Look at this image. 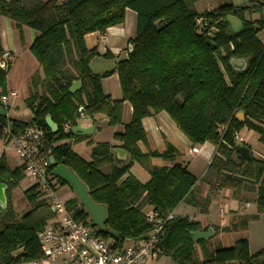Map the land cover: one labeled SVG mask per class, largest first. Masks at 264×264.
<instances>
[{"label":"trees","instance_id":"1","mask_svg":"<svg viewBox=\"0 0 264 264\" xmlns=\"http://www.w3.org/2000/svg\"><path fill=\"white\" fill-rule=\"evenodd\" d=\"M198 1L0 0V16L14 22L22 43L24 27L36 30L30 51L39 65L31 75L25 99L32 112L31 120L0 115V138H4V128L19 134L29 125L42 126L56 164L73 170L87 185L91 198L106 206L107 230L93 226L102 237H113L119 249L128 237L138 239L154 228L155 223L148 220L144 211L150 205L165 220L157 244L159 255L178 264H264V247L251 252L247 238L237 239L231 247L219 246L211 251L207 245L210 238L194 241L191 236L193 231L207 229L199 221L182 215L167 219L191 194L197 177L182 163L171 167L151 164V158L156 156L174 161L177 149L172 144L163 153H144L139 147V142L147 141L143 120L166 112L194 144L209 142L216 146L209 165L215 188H230L236 194L242 190L256 191L257 214L264 213V160L239 152L235 138L247 127L264 144V41L258 36L264 32V17H246L263 12L264 0H248L240 5L226 3L203 13L195 8ZM127 8L137 12V33L128 41V56L116 61L111 72L92 73L89 64L95 58L112 60L114 55L110 51L101 55L98 46L89 48L86 35L104 34L110 27L123 24ZM228 15L243 21L240 31L232 30ZM199 17L205 19V24H198ZM4 49L0 37V58ZM235 58L245 60V68L237 69L232 63ZM11 64L7 69L0 65L1 106H5L1 98L9 94L7 75ZM115 72L122 92L120 99H113L103 90V78ZM77 80L81 86L72 92ZM125 101L132 105V118L114 138L127 152V161L115 162V145L110 142L95 143L90 160L66 142L84 138L71 130L79 119V105L84 106L86 115L94 118L102 114L114 126L122 123ZM240 110L245 111L244 120L236 116ZM49 116L57 125L56 130L48 123ZM135 163L149 171L148 182H141L131 172ZM55 165H51V171ZM106 165H110L108 172L103 171ZM6 173L7 201L5 207L0 205V264L39 261L44 253L38 233L55 214L50 204L40 198L36 185L24 190L32 206L19 214L11 192L27 178L25 168H11L2 153L0 182ZM56 179L75 191L68 181L57 176ZM189 201L201 204V211L205 212L211 198L202 203ZM67 206L75 218L92 223L77 195L67 201ZM249 218L222 230L246 227Z\"/></svg>","mask_w":264,"mask_h":264},{"label":"crops","instance_id":"2","mask_svg":"<svg viewBox=\"0 0 264 264\" xmlns=\"http://www.w3.org/2000/svg\"><path fill=\"white\" fill-rule=\"evenodd\" d=\"M246 1L248 0H237V4H234L240 5ZM254 14L257 16L258 13H253L250 15L252 16ZM246 17L249 18V14H247ZM7 19L9 18L0 16V20L4 21L5 24H8ZM256 19L259 18H254V20ZM26 28L27 27L23 28L24 42L22 43L20 37L19 41L22 46L29 47L30 43L33 42L34 39H32L30 43L28 42L26 39V30L28 33L29 30ZM16 32H18V30L15 28L14 22L12 21L11 27L8 31H6V34H10L11 36L7 38H10L11 40L15 39ZM136 33L137 12L131 8H127L125 22L123 24L110 27L104 34H100L98 32L87 34L86 44L89 48L98 46V51L101 55L107 51H110L114 55V59L110 60L114 62V67H116V61L124 59L128 56V52L131 48L128 41L130 38L135 37ZM35 36L36 34H34L33 37L35 38ZM258 36L262 41H264V32H260ZM1 39L3 41L2 36ZM10 51L15 54L14 50ZM97 58L103 57L99 56ZM242 61L243 60L235 59L234 64L238 66L242 63ZM37 69H39V65ZM102 82L103 90L106 94H110L114 99H120L122 97L119 77L116 72L108 77L103 78ZM12 93H15V95ZM16 95L17 93L15 91H11L10 89L7 99L9 100L10 96ZM8 104L9 101H7L5 106H8ZM239 112L240 111H238L236 114L237 117L239 116ZM131 118L132 105L128 101L124 102L122 123L118 125H109L107 123V119L102 114H97L94 118L86 115L85 117L79 118L77 120V125L87 127L88 132L90 133L87 135H79L84 138L78 142H75L72 139H68L66 142H71L73 150L87 160L91 159V152L95 143L110 142L115 145L113 150L115 162L118 164L125 162L128 160L129 156L128 154L124 155L122 153L116 152L117 149L123 148L120 147L121 142L116 140L114 135L116 133H122L124 131L125 124L128 123ZM79 121L82 122L79 123ZM143 123L147 131V141L139 142V147L144 153L149 151H159L160 153H163L167 149L168 144H172L177 149V155L174 161L166 160L164 157L156 156L151 158V164L171 167L174 163H182L183 165H186L188 170L197 177V182L193 187L191 194L187 199L183 200L177 206V208H175L172 214L189 216L190 219L199 221L203 228L207 227L206 230L211 227L214 231L209 237L210 240H212L211 242H213L210 246L208 245L211 251H214L219 246L231 247L239 238L248 239L250 251L253 253L262 249L264 247V213L257 214L256 191L242 190L240 194H236L233 189L230 188H215V176L209 172V165L216 153V146L209 142L204 144H194L178 128L176 123L166 112L152 114L151 116L146 117L143 120ZM246 128L247 127L243 128L239 132V135H241L243 141L238 143L244 144L251 150L252 155L264 160V144L259 141V135L250 129L248 134H244ZM194 146L199 147V152L192 154L190 153V149ZM196 154L201 155L200 157L202 159L199 162H194L193 159L191 160V157L193 158L196 156ZM20 165H22V163ZM193 168H197L199 171L195 172ZM109 170L110 165L103 167V171L108 172ZM131 172L143 183L148 182L151 178L149 171L140 163H135L131 167ZM62 188L63 189L61 190L66 193L70 192L71 189L68 187V185H62ZM2 190L7 201L6 189ZM207 197L211 198V203L205 212L201 211V204H199L200 206L194 205L189 201L192 199L202 203ZM153 209L154 207L150 205L144 207V211L146 213L153 211ZM245 217H250L246 227L222 230L224 227H231L233 224L238 223L242 218ZM216 229L219 230L216 231ZM133 242V240H128V243H125V246L131 245ZM198 252L201 258L202 253L199 246ZM162 258H164V261H161L163 260ZM25 264L37 263L30 262ZM146 264L178 263L168 256L158 254L156 257L149 258Z\"/></svg>","mask_w":264,"mask_h":264},{"label":"built area","instance_id":"3","mask_svg":"<svg viewBox=\"0 0 264 264\" xmlns=\"http://www.w3.org/2000/svg\"><path fill=\"white\" fill-rule=\"evenodd\" d=\"M205 19L199 17V25L205 24ZM13 57L12 51L4 49L0 65L7 69ZM15 95V93H12ZM5 105L7 96L1 98ZM3 106V105H2ZM79 118L86 116L83 105L78 106ZM66 126V129H69ZM4 140L11 146L20 158L28 179L34 180L40 198L47 201L54 217L38 233V241L44 257L37 264H146L151 257L159 254L157 244L164 219L159 218L158 212L147 213L148 220L155 223L154 228L145 238L132 239L131 245L119 249L113 237L104 238L89 220H79L68 209L67 201L61 198L59 191L62 185L51 171L50 156L52 149L47 143L45 130L38 124L29 125L19 134H13L4 128ZM237 142H242L241 135L236 134ZM199 152L194 146L190 153ZM223 211V210H222ZM171 214L167 219L172 218Z\"/></svg>","mask_w":264,"mask_h":264},{"label":"rangeland","instance_id":"4","mask_svg":"<svg viewBox=\"0 0 264 264\" xmlns=\"http://www.w3.org/2000/svg\"><path fill=\"white\" fill-rule=\"evenodd\" d=\"M226 3L237 4V0H199L198 2H195V8L197 9L199 13H203L206 10H213L219 7L220 5H223ZM260 17H264V11L261 13H258L257 16H255V14L252 16L249 14V19L260 18ZM7 20H8V24H5L4 21L0 20V35L3 38L2 44L4 45L3 46L4 48L15 51V54L13 53V57L11 59V62H12L11 68L8 71V75H7V81H8L7 87H8V90L11 89V91H15L17 93L16 96L9 97V100H8L9 104L8 106L6 105L7 114H8L7 116L21 120V121L28 122L32 118V112L27 107L25 99L27 98L28 93H29V89L31 85V82H30L31 75L37 69L38 63L30 51V48H29L30 46L25 47L20 44L19 31L16 32L15 39L11 40L10 38H7V37H10L11 35L6 34V31H8L12 25V20H9V19ZM26 29L29 30V33L26 30V39L30 43L31 40L34 39L33 37L34 34L37 35V32L36 30L29 28V27H27ZM80 122L82 121H79V123ZM248 133H249V129L246 128V131L244 132V134H248ZM2 153H5L8 163L11 168H15L16 166H19L21 164L20 158H18V156L15 154L14 149L11 146H7L4 138H0V156ZM200 156H201L200 154L199 155L196 154V156H194L193 158L191 157V160L193 159L194 162L196 161L199 162L202 159ZM193 170L195 172L199 171V169L197 168H193ZM35 184L36 183L34 180L26 178L24 181L20 183V185H18V187L12 189L11 193H12L14 207L16 208L19 214L31 208L32 204L25 197L24 190ZM59 193L61 195V198L65 201H68L73 196L77 195L76 191H73L72 189H70V192L68 193L63 192L62 190H60ZM211 241L212 240H209L207 245L210 246L213 243ZM127 243L128 241H126V244ZM162 259L163 260L161 261H164V258Z\"/></svg>","mask_w":264,"mask_h":264},{"label":"water","instance_id":"5","mask_svg":"<svg viewBox=\"0 0 264 264\" xmlns=\"http://www.w3.org/2000/svg\"><path fill=\"white\" fill-rule=\"evenodd\" d=\"M10 1V0H6ZM228 21L231 23L233 30L239 31L243 26V21L239 19L238 17L234 15H228L227 17ZM89 68L94 74H101L104 72H111L115 69L114 62L111 60H107L104 58H95L90 64ZM81 86V81L77 80L73 83V86L71 88L72 92H75L79 87ZM177 101L183 105V101H181L180 98L177 99ZM0 115H7L6 109L4 106L0 105ZM239 120L245 119V111L241 110L239 112ZM48 123L53 128V130L57 129V125L53 122L52 118L49 116L47 117ZM74 134L78 135H87L90 132H88L87 127L82 125H76L72 127L71 129ZM237 150L242 152L243 154L247 155L248 157L252 156L251 150L246 147L244 144L240 143L237 145ZM117 153L127 154V152L124 149H117ZM50 163L52 165L56 164V160L53 155L50 156ZM53 174L57 177H60L66 181H68L74 188V190L77 193V196L79 199L83 202L85 205L88 213L90 214V217L92 219V224L97 226L100 230H107V226L105 224L106 217H107V208L103 204L96 203L89 194V189L87 185L77 176V174L68 168L64 164H56L53 168ZM9 173H6L5 176L2 178L0 182V205L2 207H5L6 205V197L3 194L2 189H6V183L8 181ZM213 229L210 227L206 231L198 230L191 232V236L194 241H197L198 239H208L213 234ZM147 234L142 235L138 239L145 238ZM128 240H132V238L128 237Z\"/></svg>","mask_w":264,"mask_h":264},{"label":"flooded vegetation","instance_id":"6","mask_svg":"<svg viewBox=\"0 0 264 264\" xmlns=\"http://www.w3.org/2000/svg\"><path fill=\"white\" fill-rule=\"evenodd\" d=\"M11 1V0H10ZM247 19H249V18H247ZM260 19V18H259ZM251 20H254V19H251ZM230 23V22H229ZM230 25H231V23H230ZM243 27V26H242ZM231 28H232V30H233V27H232V25H231ZM242 29V28H241ZM240 29V30H241ZM239 30V31H240ZM233 31H235V30H233ZM235 32H238V31H235ZM131 49V48H130ZM235 59H238V58H235ZM235 59H232V63H233V65L237 68V69H243V68H245V66H246V62H245V60H243V59H240V60H243L242 61V63L240 64V65H235L234 64V61H235ZM241 111V110H240ZM238 118V117H237Z\"/></svg>","mask_w":264,"mask_h":264}]
</instances>
